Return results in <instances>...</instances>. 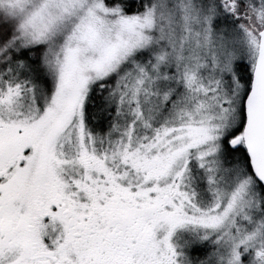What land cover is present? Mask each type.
I'll return each mask as SVG.
<instances>
[{
	"label": "snow or ice",
	"instance_id": "snow-or-ice-1",
	"mask_svg": "<svg viewBox=\"0 0 264 264\" xmlns=\"http://www.w3.org/2000/svg\"><path fill=\"white\" fill-rule=\"evenodd\" d=\"M0 264H264V0H0Z\"/></svg>",
	"mask_w": 264,
	"mask_h": 264
}]
</instances>
